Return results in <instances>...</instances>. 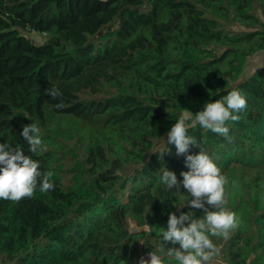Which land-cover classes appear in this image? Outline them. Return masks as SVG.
<instances>
[{"label":"trees","instance_id":"1","mask_svg":"<svg viewBox=\"0 0 264 264\" xmlns=\"http://www.w3.org/2000/svg\"><path fill=\"white\" fill-rule=\"evenodd\" d=\"M262 50L264 0H0V143L38 159L55 185L0 199V260L134 264L152 235L148 250L179 264L160 233L191 197L161 176L182 180L188 168L174 144L159 153L182 113L239 89L247 108L226 122L229 138L199 125L189 134L227 177L226 207L240 221L227 239L210 236L217 264H264V68L245 72ZM29 123L47 151L28 152Z\"/></svg>","mask_w":264,"mask_h":264},{"label":"clouds","instance_id":"2","mask_svg":"<svg viewBox=\"0 0 264 264\" xmlns=\"http://www.w3.org/2000/svg\"><path fill=\"white\" fill-rule=\"evenodd\" d=\"M257 68H264L258 65ZM53 98H62L61 90L53 86L47 89ZM63 100L55 104V108H63ZM247 108V100L239 89H233L226 96L212 102H206L203 109L193 112L188 110L171 126L167 132L165 148L159 153L169 152L167 145L174 144L176 155H185V165L188 171H182V180L177 179L174 171L165 168L161 182L166 190L180 192L181 185L187 190V202L190 210L181 211L179 215L171 213L167 228L160 233L163 244L171 243L168 255L175 258L179 264H211L219 254L210 236L227 239L231 230L239 226L238 215L229 210L225 192L227 177L201 146L200 142L189 134V130L197 125L210 130L222 137L229 138V120L238 121L239 113ZM29 145L28 152L36 154L47 151L43 144L40 128L35 123L23 125L21 132ZM190 146L200 150L190 154ZM52 171H41V163L32 155H26L24 149L15 147L9 142L0 143V199L19 202L24 198H32L37 186L40 192L54 190ZM182 206V205H180ZM210 208L212 210H210ZM192 209L202 210L203 215L196 217ZM179 244V247L175 245ZM150 259L140 258L139 264H165L164 259L154 252L149 253Z\"/></svg>","mask_w":264,"mask_h":264},{"label":"rangeland","instance_id":"3","mask_svg":"<svg viewBox=\"0 0 264 264\" xmlns=\"http://www.w3.org/2000/svg\"><path fill=\"white\" fill-rule=\"evenodd\" d=\"M26 36H28L32 41L36 42V43H43L46 41L47 39V35L46 34H41L38 32H23ZM258 65H264V50L259 51L251 56H249L247 58L246 61V65H245V72L246 74H250L253 71H255L256 69H258ZM131 228H136L135 223L133 221H131L130 223ZM146 230H148V227L145 226L144 227ZM152 235H148L145 239H142L139 241V254L137 257H143L144 259H150L149 253L150 252H154L158 255V246L155 247V250H148V244L152 243L153 245H155V241L157 242V240L155 238H151ZM144 242V243H142ZM141 249H143V254L141 252ZM141 254V255H140ZM136 257V258H137ZM223 260V256L222 254H218L216 255L213 260L211 261V264H217L219 261ZM138 260H136L134 262V264H139V262H137ZM0 264H15L14 261H10L8 259L6 260H0ZM133 264V262H132Z\"/></svg>","mask_w":264,"mask_h":264},{"label":"built area","instance_id":"4","mask_svg":"<svg viewBox=\"0 0 264 264\" xmlns=\"http://www.w3.org/2000/svg\"><path fill=\"white\" fill-rule=\"evenodd\" d=\"M221 262H224V261H221Z\"/></svg>","mask_w":264,"mask_h":264}]
</instances>
